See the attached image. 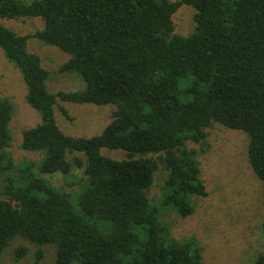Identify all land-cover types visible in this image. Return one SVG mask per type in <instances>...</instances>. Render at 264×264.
I'll return each instance as SVG.
<instances>
[{"label":"trees","instance_id":"1","mask_svg":"<svg viewBox=\"0 0 264 264\" xmlns=\"http://www.w3.org/2000/svg\"><path fill=\"white\" fill-rule=\"evenodd\" d=\"M184 4L195 10L189 34L175 30ZM11 17H40L44 26L18 34L1 22ZM31 37L69 53L59 69L79 72L85 87L50 92L49 71L28 50ZM0 47L41 116L22 131L20 146L42 155L16 166L18 184L9 178L5 186L0 264L17 235L54 244L55 264H203L197 240L173 238L162 208L187 216L191 196L207 195L198 151L187 142L204 141L212 123L248 134L249 161L264 188V0H0ZM58 99L116 109L100 134L72 136L56 122ZM13 110L0 97V148L10 143ZM102 147L126 156H106ZM74 152L86 159L69 158ZM160 164L167 178L158 206L148 193ZM74 166L84 173L76 192L46 177L71 176ZM27 252L18 246L16 258ZM256 261L264 263V254Z\"/></svg>","mask_w":264,"mask_h":264},{"label":"rangeland","instance_id":"2","mask_svg":"<svg viewBox=\"0 0 264 264\" xmlns=\"http://www.w3.org/2000/svg\"><path fill=\"white\" fill-rule=\"evenodd\" d=\"M194 13L190 5L184 4L179 8L174 15L176 32L189 34L193 31ZM1 22L22 35L44 26L40 17L1 18ZM27 47L41 57L42 64L49 71L47 88L50 92L80 91L85 87L79 72H61L59 69L70 58L69 53L37 37L29 38ZM185 84V80H181L179 85L184 88ZM26 94L22 72L0 47V97L9 98L14 105L9 123L11 140L0 148V199L8 197L5 186L11 182L9 178H14L13 182L18 184L16 166L25 161L38 162L42 157L39 152L27 151L20 146L22 131L41 121L39 112L28 103ZM62 108L72 119L63 113ZM115 109L113 103H78L58 99L54 113L59 128L65 134L92 137L103 131ZM248 143L246 132L219 122L207 128L204 141H188L187 146L198 151L207 195L191 196L194 209L187 216H181L171 208H162V219L168 223L173 238L181 241L194 237L197 240L203 264H259L256 259L264 254V188L251 167ZM2 152L12 158L15 167L7 166V156H1ZM101 153L115 159L126 156L121 149L107 147H102ZM76 155L86 159L82 152H74L69 158ZM83 176V167L79 166H74L71 176L61 173L46 175L58 188L73 192L79 190ZM166 178L167 170L160 164L148 193L158 206L163 199ZM20 245L26 246L28 252L17 259L16 250ZM38 251L42 252L39 260L36 259ZM55 260L54 244H39L21 235L10 240L1 256V264H55Z\"/></svg>","mask_w":264,"mask_h":264}]
</instances>
